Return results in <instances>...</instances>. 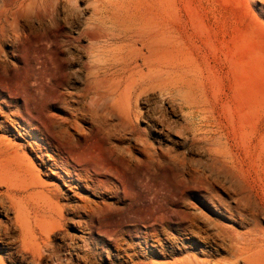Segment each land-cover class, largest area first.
Returning a JSON list of instances; mask_svg holds the SVG:
<instances>
[{
    "label": "rangeland",
    "instance_id": "374dc122",
    "mask_svg": "<svg viewBox=\"0 0 264 264\" xmlns=\"http://www.w3.org/2000/svg\"><path fill=\"white\" fill-rule=\"evenodd\" d=\"M175 3L211 140L178 97L138 96L130 81L119 87L98 74L96 33L78 39L92 7L80 3L65 37L57 26L47 35L43 0H0V176L18 181L7 152L23 154L32 140L21 121L75 135L76 168L106 183L73 197L29 153L41 179L63 191L65 217L49 235L38 232L36 247L0 216V264H264V0ZM125 110L135 129L120 120Z\"/></svg>",
    "mask_w": 264,
    "mask_h": 264
},
{
    "label": "bare ground",
    "instance_id": "6f19581e",
    "mask_svg": "<svg viewBox=\"0 0 264 264\" xmlns=\"http://www.w3.org/2000/svg\"><path fill=\"white\" fill-rule=\"evenodd\" d=\"M81 2L86 9H93L91 19L85 23L84 34H80L78 39L87 36L90 31L96 33L94 50L102 55L98 60V74L103 73L119 87L123 82L130 81L138 96L159 92L173 99L178 97L186 116L192 122H199L196 125L198 134L211 140L213 129H210L206 104L199 94L201 81L196 66L180 53L182 42L173 23L175 0H43L47 35L57 26L65 36L66 26L73 25L79 17L77 12L84 11ZM110 91V88L107 89V93ZM113 103L122 113L125 109L122 100ZM126 114L125 110L120 120H128L135 129L133 115ZM136 118L138 120L140 115ZM20 119L25 120L24 117ZM17 122L14 123L28 132L32 140L22 148L23 154L17 149L7 152L17 162L15 172L18 181L14 183L8 176H0V216L13 222L26 244L39 247L38 232L49 235L65 217L64 206L60 204V196L65 195L61 190L51 189V184L41 179L40 170L28 158L29 153H35L39 165L63 182L73 197H78L82 188L91 192L100 191L106 188V183L98 180V171L87 169V174L83 175L76 168L75 135L70 132L45 133L40 129L27 131L26 125ZM25 157L29 162L25 161ZM225 168V165L220 167ZM78 182L84 183L83 187ZM92 183L98 184L99 188ZM2 188L5 190L2 191ZM117 188L122 189L121 183ZM86 208L93 216L91 204ZM156 217L153 212L152 220L155 221ZM1 223L0 220V226Z\"/></svg>",
    "mask_w": 264,
    "mask_h": 264
}]
</instances>
